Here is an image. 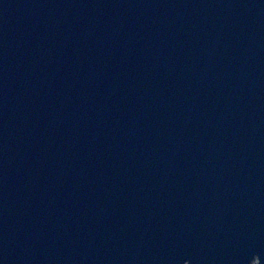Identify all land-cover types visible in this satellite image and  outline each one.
<instances>
[{"label": "water", "instance_id": "obj_1", "mask_svg": "<svg viewBox=\"0 0 264 264\" xmlns=\"http://www.w3.org/2000/svg\"><path fill=\"white\" fill-rule=\"evenodd\" d=\"M0 264H264V0H0Z\"/></svg>", "mask_w": 264, "mask_h": 264}]
</instances>
